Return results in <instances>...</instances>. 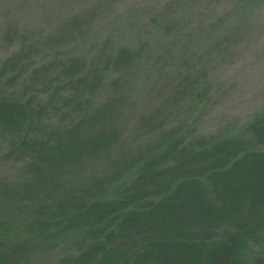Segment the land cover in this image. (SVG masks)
Here are the masks:
<instances>
[{"label": "trees", "instance_id": "obj_1", "mask_svg": "<svg viewBox=\"0 0 264 264\" xmlns=\"http://www.w3.org/2000/svg\"><path fill=\"white\" fill-rule=\"evenodd\" d=\"M137 58L121 50L104 69L99 60L63 63L57 81L65 76L73 93L64 107L76 116L59 132H47L45 122L55 100L37 103L36 95L22 103L9 90L0 94V128L16 132L6 156L29 162L15 195L20 209L30 204V231L80 240L83 249L60 264H264V117L236 135L191 138L161 126L142 146L127 144L115 126H100L117 106L114 99L93 113L87 108L97 104L101 88L126 90L128 74L115 80L104 74L130 71ZM90 166L86 178L73 174ZM5 245L0 264H14L24 245Z\"/></svg>", "mask_w": 264, "mask_h": 264}, {"label": "rangeland", "instance_id": "obj_2", "mask_svg": "<svg viewBox=\"0 0 264 264\" xmlns=\"http://www.w3.org/2000/svg\"><path fill=\"white\" fill-rule=\"evenodd\" d=\"M121 50L138 54L137 62L104 76L128 74L130 85L120 93L101 88L87 109L114 99L100 126H115L127 144L142 146L161 126L191 138L236 135L264 117V0H0V94L9 90L22 103L36 95L37 103L55 100L56 111L45 114L47 132L76 116L64 107L73 92L65 76L57 81L58 70L75 59L99 60L104 69ZM58 91L62 98H54ZM15 135L0 128V244L24 245L14 264H60L83 245L75 236L62 241L30 231V204L20 209L15 195L29 162L6 156ZM105 160L97 159L98 169ZM84 172L73 174L86 178L92 166Z\"/></svg>", "mask_w": 264, "mask_h": 264}]
</instances>
